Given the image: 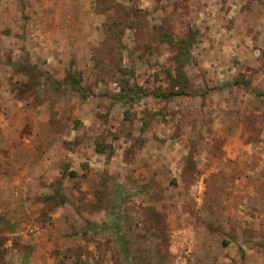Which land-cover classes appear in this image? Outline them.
<instances>
[{"label": "rangeland", "instance_id": "1", "mask_svg": "<svg viewBox=\"0 0 264 264\" xmlns=\"http://www.w3.org/2000/svg\"><path fill=\"white\" fill-rule=\"evenodd\" d=\"M0 264H264V0H0Z\"/></svg>", "mask_w": 264, "mask_h": 264}, {"label": "trees", "instance_id": "2", "mask_svg": "<svg viewBox=\"0 0 264 264\" xmlns=\"http://www.w3.org/2000/svg\"><path fill=\"white\" fill-rule=\"evenodd\" d=\"M74 82H76V84L78 85V81L74 80ZM138 92L134 95H120L118 97V101L119 102H126V103H131V104H137L139 102H141L144 98L150 96L149 93L147 91H144L142 89H137Z\"/></svg>", "mask_w": 264, "mask_h": 264}, {"label": "crops", "instance_id": "3", "mask_svg": "<svg viewBox=\"0 0 264 264\" xmlns=\"http://www.w3.org/2000/svg\"><path fill=\"white\" fill-rule=\"evenodd\" d=\"M44 161H45V159H44Z\"/></svg>", "mask_w": 264, "mask_h": 264}]
</instances>
